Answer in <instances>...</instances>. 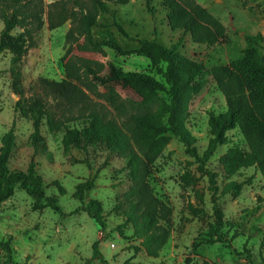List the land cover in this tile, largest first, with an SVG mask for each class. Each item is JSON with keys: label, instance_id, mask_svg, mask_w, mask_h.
Wrapping results in <instances>:
<instances>
[{"label": "rangeland", "instance_id": "374dc122", "mask_svg": "<svg viewBox=\"0 0 264 264\" xmlns=\"http://www.w3.org/2000/svg\"><path fill=\"white\" fill-rule=\"evenodd\" d=\"M3 1L1 6L15 4ZM54 1L42 0L44 9ZM194 1L225 28L224 36L212 44L197 43L189 31L173 28L163 0H128L124 4L107 2L108 11L97 13L90 38L66 40L70 22L49 29L44 15L42 27L28 35L23 55L12 61L13 54L0 53V145L9 129L14 134L8 168L25 171L33 161L43 177L46 196L55 197L62 210H35L31 198L18 188L0 202V239L10 241L17 263L85 264L92 256L93 242L98 241L99 251L109 264H264V175L253 165L239 169L229 178L222 173L226 152L246 149L239 128L226 132L227 142L219 145L206 163L217 174V195L228 181L241 183L238 192L219 196L224 241H211L215 239L209 230L212 191L183 143L166 132L157 141L159 154L153 161L143 153L149 151L136 128L169 102L168 94L151 92L113 77L116 71L142 72L165 83V62L136 50L141 39L155 38L165 46L178 43L182 67L201 66L199 74L182 92V118L196 139L197 151L202 153L209 140V116L227 110L213 69L243 59L247 35H262L263 41L250 59L264 60V0ZM2 29L0 19V32ZM19 32L22 29L15 27L11 34ZM67 74L79 90L71 100L46 84L60 83ZM22 105L39 110L44 149L34 151L30 143L34 118L23 114ZM47 116L62 125L49 131ZM165 121L166 117H162L161 122ZM73 128H94L98 136L112 131L120 137L121 148L113 152L97 141L66 148L63 136ZM129 156H133V171L127 164ZM186 172L197 179L188 183L184 179ZM142 175L144 181L135 184L133 180ZM87 180H93V185L85 191L84 201L100 202L106 221L104 230L80 209L81 203L74 196L76 185ZM134 189H146L163 208L158 224L168 231V237L157 257L145 252L141 239L133 235L132 223L125 221L124 212L130 204L127 195ZM131 197L149 202L145 192L140 198ZM91 264L101 262L93 259Z\"/></svg>", "mask_w": 264, "mask_h": 264}, {"label": "trees", "instance_id": "16d2710c", "mask_svg": "<svg viewBox=\"0 0 264 264\" xmlns=\"http://www.w3.org/2000/svg\"><path fill=\"white\" fill-rule=\"evenodd\" d=\"M3 1V0H0ZM6 1V2H5ZM4 3L13 2L15 4L0 5V19L3 23V29L0 32V52L8 50L13 54L12 61L19 58L26 51V39L31 32H35L44 24L45 15L47 27L55 29L66 22H70V27L66 33V40L74 39L77 36L90 38L91 28L97 24L96 15L98 12H107V2L124 4L128 0H55L48 4L44 9L42 0H5ZM164 5L169 9V22L173 28L181 27L189 31L193 40L197 43L212 44L218 38L224 36L225 28L223 24L205 8L200 6L194 0H163ZM186 2V3H185ZM18 27L22 29L17 35L11 34L12 29ZM247 46L244 48L245 57L235 60L229 66H216L213 69V75L217 86L224 94L227 103L225 113L210 115L208 118V145L202 153H199L195 147V137L184 126L182 118V92L185 87L193 82L199 74L201 66H193L187 69L182 67L178 55V43H172L165 46L154 39H141L140 46L136 50L142 55H155L165 62V69L162 72L165 83H161L153 77L133 71H116L113 74L114 79L132 84L151 92L164 91L169 96V102L163 104L161 110L145 117L137 126L141 134V140L145 141V146L149 152H143L146 158L153 161L159 154L156 147L157 141L161 135L166 132L173 134L183 145L189 156L197 162V170L201 175L206 176L209 189L212 191L210 202L212 204V222L209 224L211 241H224L222 226L223 213L219 207L218 198L229 192H238L241 183L228 181L225 183L219 194L216 182L217 174L206 167L207 161L212 157L216 148L227 142L226 132L234 127L241 131L246 149H230L222 157V173L224 177L229 178L239 169L255 166L264 175V60H252L250 57L256 52L263 41L261 34L247 35L245 37ZM73 77L67 74V79L60 83L46 82V84L56 90V94L64 96L71 100L78 93V89L69 80ZM45 81V80H44ZM14 85V84H13ZM15 86V85H14ZM70 94L67 95L66 92ZM19 103V102H18ZM23 114H29L34 118V129L30 134V143L34 151L44 149L43 138L39 130L38 119L40 112L35 107L25 108L21 106ZM155 118H151V116ZM166 117L165 123L161 118ZM46 123L49 131L57 130L62 124L56 122L49 116L46 117ZM103 142L108 145L111 151H119L122 143L120 137L110 131L98 136L94 128H76L65 132L63 136L64 147L70 145L84 147L87 143ZM139 145V139L135 140ZM14 147L13 130L9 129L1 138L0 145V202L8 199L16 188L25 191L32 200V207L39 210L50 207L56 212L62 213V210L53 196H46L45 183L43 177L36 171V164L31 161L25 171L10 170L8 168V158ZM141 148V147H139ZM129 156L128 166L132 161ZM139 159V158H138ZM139 161L143 163V160ZM132 171L135 166H131ZM133 175V172H131ZM145 176L140 179L144 181ZM184 179L190 183L197 179L194 174L186 172ZM93 180H87L76 185L74 196L80 201V209L85 211L94 222L104 230L106 221L103 217V208L96 199L84 201L85 191L91 188ZM141 192H145L149 197V202L144 200H135L131 196L141 197ZM128 197V205L125 210L126 222L133 225V235L141 239V246L151 257H157L160 249L166 243L168 231L158 224L162 216L159 212L163 209L159 207L160 202L152 197L146 189L139 191L132 190ZM146 207H145V206ZM201 210H197L200 212ZM99 242L92 244V256L85 261V264H91L93 259H97L101 264H109L99 251ZM3 258V264H19L13 259V249L9 240L0 239V261ZM201 264H212L209 261H203Z\"/></svg>", "mask_w": 264, "mask_h": 264}, {"label": "crops", "instance_id": "0c3cea01", "mask_svg": "<svg viewBox=\"0 0 264 264\" xmlns=\"http://www.w3.org/2000/svg\"><path fill=\"white\" fill-rule=\"evenodd\" d=\"M10 53L8 50H4V51H2V52H0V53Z\"/></svg>", "mask_w": 264, "mask_h": 264}]
</instances>
